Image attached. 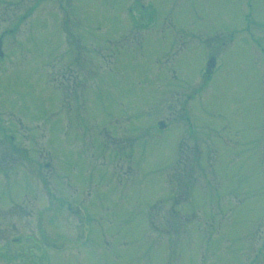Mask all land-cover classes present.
I'll return each mask as SVG.
<instances>
[{"label": "rangeland", "instance_id": "374dc122", "mask_svg": "<svg viewBox=\"0 0 264 264\" xmlns=\"http://www.w3.org/2000/svg\"><path fill=\"white\" fill-rule=\"evenodd\" d=\"M197 2L0 0V264H264V0Z\"/></svg>", "mask_w": 264, "mask_h": 264}, {"label": "flooded vegetation", "instance_id": "af4514ba", "mask_svg": "<svg viewBox=\"0 0 264 264\" xmlns=\"http://www.w3.org/2000/svg\"><path fill=\"white\" fill-rule=\"evenodd\" d=\"M255 1L256 0H231L230 5L229 4H222L225 7V11L222 12L221 14H226V15L227 14H240L241 16H243V20L241 21V23H239V24L230 23L228 25L230 27L235 28L232 31L240 30V31L249 32L251 30H258L259 27L263 26V24L260 23V21H258V20L263 19V17H261L260 14H255L256 12H255V8H254V4H253V2H255ZM196 2H197V0H196ZM139 5L141 7L140 9H142V12L144 10H147V12H146L147 14H150L151 11L153 10V5L150 2H147L146 5H144L143 3H139ZM193 7H195V6H193ZM132 9L133 8L131 6L129 10L131 12H133ZM193 10L196 13H197V11L202 12L204 10H207L209 12V6L201 7L198 5V7L193 8ZM0 38L2 40V45H3V31H2V33H0ZM206 75H207V77L210 78V76H212V73L211 74L206 73ZM4 128L5 127H2V129H4ZM11 139H13V136H11ZM5 155H6V153H1L0 160L3 161ZM34 161H35V159H34ZM27 186L28 185H23V188H26ZM46 190L49 193H52L51 191H53L52 187L50 188V186H47ZM28 193H30V192L28 191ZM1 202H3V200H1ZM9 202L11 203V206L12 205L18 206V207L22 206L20 202H17L15 200H9ZM13 239L18 240V238H13Z\"/></svg>", "mask_w": 264, "mask_h": 264}, {"label": "water", "instance_id": "95a60500", "mask_svg": "<svg viewBox=\"0 0 264 264\" xmlns=\"http://www.w3.org/2000/svg\"><path fill=\"white\" fill-rule=\"evenodd\" d=\"M2 51H1V41H0V56L2 55ZM215 64H216V58L215 57H211L209 60H208V63H207V71H211L214 67H215ZM161 127H163V124L161 123L160 124Z\"/></svg>", "mask_w": 264, "mask_h": 264}, {"label": "trees", "instance_id": "16d2710c", "mask_svg": "<svg viewBox=\"0 0 264 264\" xmlns=\"http://www.w3.org/2000/svg\"><path fill=\"white\" fill-rule=\"evenodd\" d=\"M191 167L189 168V170H188V174H189V172L191 171ZM185 170V169H184ZM184 172V171H183ZM180 173H181V170H180ZM187 175V174H186ZM181 185V184H180ZM183 192H186V190H184Z\"/></svg>", "mask_w": 264, "mask_h": 264}]
</instances>
